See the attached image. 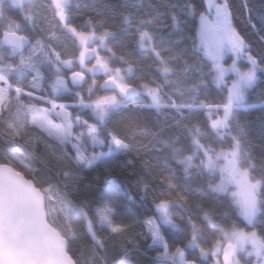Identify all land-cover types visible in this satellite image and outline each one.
<instances>
[{
  "label": "trees",
  "instance_id": "trees-1",
  "mask_svg": "<svg viewBox=\"0 0 264 264\" xmlns=\"http://www.w3.org/2000/svg\"><path fill=\"white\" fill-rule=\"evenodd\" d=\"M220 1L245 53L262 69L223 130L214 123L225 117L235 79L229 75L218 83L213 62L199 49L207 0H70L68 26L105 36L108 48L102 56L113 71H122L128 88L138 90L127 100L130 106L115 108L104 122L89 106L112 93L101 91L106 81L101 76L92 94L90 76L82 87L72 86L70 77L78 69L67 71L61 63L78 60L82 49L64 29L53 1L31 0L23 7L3 3L0 74L11 92L0 115V165L13 167L46 195L49 222L68 240L76 264H175L161 258L164 249L154 243L149 226L162 203H175L173 226L156 221L158 232L169 251H183L188 263L214 264L210 253L222 231L264 238V0ZM12 25L31 42L23 53H12L2 43L14 33ZM143 33L151 49L140 46ZM233 62L228 55L226 65ZM238 67L246 71L250 63L242 59ZM32 76L39 79L36 87L29 84ZM56 76L66 77L71 89L55 100L74 105L67 108L74 142L60 141L22 115L28 106L48 108L30 95L50 96ZM150 88L158 91L160 107L145 93ZM87 126L96 130L94 144L84 134ZM235 144L240 166L260 187L254 224L232 197L213 190L221 177L202 165L207 155L234 151ZM190 158L195 165H188ZM240 258L252 264L253 259Z\"/></svg>",
  "mask_w": 264,
  "mask_h": 264
},
{
  "label": "rangeland",
  "instance_id": "rangeland-1",
  "mask_svg": "<svg viewBox=\"0 0 264 264\" xmlns=\"http://www.w3.org/2000/svg\"><path fill=\"white\" fill-rule=\"evenodd\" d=\"M59 19L61 20L64 29L76 38L82 49L81 55L75 62L61 63V67L67 71L78 69V73L85 74L91 77L88 91L94 93L97 88L98 81L96 78L101 76L103 79H114L123 89L128 87L124 84L122 71H113L108 61L102 56V51L106 50L107 43L105 36H98L94 33L83 34L76 31L73 27L67 24V7L70 0H52ZM10 2L11 4L23 7L31 0H0V11L3 3ZM208 11L200 17V28L198 33V46L203 55L213 62L216 71V81L224 84L229 75L234 76V81L230 87L229 105L225 110V117L214 123L217 129H225L229 116L234 108L241 105L247 91L257 80V74L261 71V67L245 53V48L242 42L234 34L230 17L226 6L220 0H207ZM11 32L16 33L18 26L12 25ZM140 46L143 48H152V42L147 34H141ZM14 53V52H12ZM35 54L37 52L35 51ZM228 55L234 57V62L226 65L225 61ZM245 60L250 63L249 70L241 71L238 67L240 60ZM28 65V64H26ZM29 68V65H28ZM61 69L57 66L56 73L59 74ZM39 79L34 76L29 82L31 87H36ZM51 94L50 96L42 97L38 94L30 96L41 99L47 103L48 108H39L28 106L22 112V115L28 116L31 121L48 133L53 134L62 142L73 141L74 123L68 112V107L74 105L59 104L55 98L67 94L71 91L69 82L64 76H56L49 83ZM11 86L7 79L0 74V115L7 107L10 101ZM24 92L23 89H18L17 93ZM146 94L152 100L155 107H160V95L153 88L146 89ZM81 106L85 107L83 99L80 97ZM127 100H121L117 94L112 93L94 100L90 104V109L95 118L99 122H104L109 113L115 108L122 106H130ZM218 109L217 107H214ZM84 131V134L89 136L91 142H97L96 130L90 126ZM74 142V141H73ZM117 145V144H115ZM198 145V144H197ZM200 147L198 148V150ZM115 150H111L112 154ZM103 155L99 156V159ZM83 157V156H82ZM195 158L188 159V165L194 164ZM209 172L219 174L221 180L219 184L213 186V190L219 193L228 194L236 203L240 214L249 222L254 224L259 214V194L260 187L251 181L247 170L243 169L239 163V146L235 144L234 151L226 153H216L207 155L205 162L202 164ZM175 203H162L157 206V219L159 224L173 226L172 217L170 214L171 208ZM156 221L149 223L151 234L154 243L164 249L161 258L169 260L175 264H191L186 262L183 251L171 253L166 246V243L160 236ZM227 245H234L237 249L236 257L232 264H248L247 261H242L240 256H244L246 260H252V264H264V238L256 232H245L236 229L222 231L221 239L210 253L214 264H222V253ZM207 254H204L206 257Z\"/></svg>",
  "mask_w": 264,
  "mask_h": 264
},
{
  "label": "water",
  "instance_id": "water-1",
  "mask_svg": "<svg viewBox=\"0 0 264 264\" xmlns=\"http://www.w3.org/2000/svg\"><path fill=\"white\" fill-rule=\"evenodd\" d=\"M3 45L23 53L31 42L17 33L3 37ZM76 88L86 76L71 75ZM101 91L115 93L121 100L137 95L135 88L123 89L114 79L103 82ZM47 197L22 173L9 165H0V264H76L68 252V240L49 222ZM237 249L225 246L222 264H232Z\"/></svg>",
  "mask_w": 264,
  "mask_h": 264
},
{
  "label": "flooded vegetation",
  "instance_id": "flooded-vegetation-1",
  "mask_svg": "<svg viewBox=\"0 0 264 264\" xmlns=\"http://www.w3.org/2000/svg\"><path fill=\"white\" fill-rule=\"evenodd\" d=\"M10 50H12V52H14V53H18L15 49H10ZM23 63H24V61H23ZM1 71H2V69L0 68V73H1ZM85 76H86V80H87L88 79V75H85Z\"/></svg>",
  "mask_w": 264,
  "mask_h": 264
},
{
  "label": "built area",
  "instance_id": "built-area-1",
  "mask_svg": "<svg viewBox=\"0 0 264 264\" xmlns=\"http://www.w3.org/2000/svg\"><path fill=\"white\" fill-rule=\"evenodd\" d=\"M15 70V68H9V72H13Z\"/></svg>",
  "mask_w": 264,
  "mask_h": 264
}]
</instances>
